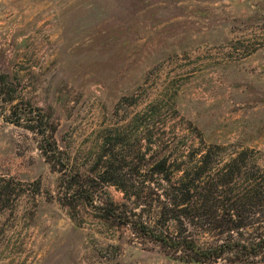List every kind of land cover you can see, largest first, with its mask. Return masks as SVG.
<instances>
[{
	"label": "rangeland",
	"instance_id": "1",
	"mask_svg": "<svg viewBox=\"0 0 264 264\" xmlns=\"http://www.w3.org/2000/svg\"><path fill=\"white\" fill-rule=\"evenodd\" d=\"M200 140L264 165V0H0V264H187L132 229Z\"/></svg>",
	"mask_w": 264,
	"mask_h": 264
},
{
	"label": "trees",
	"instance_id": "2",
	"mask_svg": "<svg viewBox=\"0 0 264 264\" xmlns=\"http://www.w3.org/2000/svg\"><path fill=\"white\" fill-rule=\"evenodd\" d=\"M41 136L47 143L48 135ZM40 149L46 157L56 152ZM171 168L169 157H162L145 170L161 183L159 212L132 230L182 263L264 264V165L254 163L248 150L227 152L200 140ZM99 172L108 174L106 168ZM114 185L130 198L125 185ZM73 187L68 179L66 192Z\"/></svg>",
	"mask_w": 264,
	"mask_h": 264
},
{
	"label": "water",
	"instance_id": "3",
	"mask_svg": "<svg viewBox=\"0 0 264 264\" xmlns=\"http://www.w3.org/2000/svg\"><path fill=\"white\" fill-rule=\"evenodd\" d=\"M240 1H248V0H240Z\"/></svg>",
	"mask_w": 264,
	"mask_h": 264
}]
</instances>
